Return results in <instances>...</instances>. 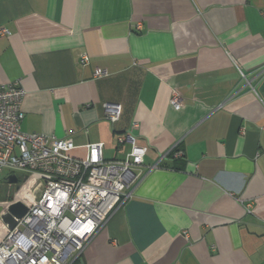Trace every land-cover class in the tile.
Segmentation results:
<instances>
[{"label":"crops","instance_id":"obj_1","mask_svg":"<svg viewBox=\"0 0 264 264\" xmlns=\"http://www.w3.org/2000/svg\"><path fill=\"white\" fill-rule=\"evenodd\" d=\"M3 29L0 83L25 92L23 132L81 158L88 143L124 158L125 134L148 148L72 264H264V0H0Z\"/></svg>","mask_w":264,"mask_h":264},{"label":"built area","instance_id":"obj_2","mask_svg":"<svg viewBox=\"0 0 264 264\" xmlns=\"http://www.w3.org/2000/svg\"><path fill=\"white\" fill-rule=\"evenodd\" d=\"M0 35L10 33L3 29ZM80 64L87 66L89 57L83 55ZM95 76L108 73L97 69ZM24 98L18 82L0 83V174L27 177L14 198L0 201V264H72L130 196L148 148L125 134L117 141L131 149L122 159L106 160L104 143L86 144L85 156L77 157L73 152L78 147L67 139L22 131ZM170 103L177 110L184 106L178 90H173ZM107 110L111 123L121 119L120 105H107ZM18 202L28 211L11 230L2 217Z\"/></svg>","mask_w":264,"mask_h":264},{"label":"water","instance_id":"obj_3","mask_svg":"<svg viewBox=\"0 0 264 264\" xmlns=\"http://www.w3.org/2000/svg\"><path fill=\"white\" fill-rule=\"evenodd\" d=\"M27 177H24L23 182L18 186V190L22 187V184L25 183ZM9 184H18L19 179L11 175L7 179ZM28 208L23 203H16L9 207L8 211L3 215L2 220L6 224L9 229H14L17 225L18 221L23 218V216L27 213Z\"/></svg>","mask_w":264,"mask_h":264},{"label":"rangeland","instance_id":"obj_4","mask_svg":"<svg viewBox=\"0 0 264 264\" xmlns=\"http://www.w3.org/2000/svg\"><path fill=\"white\" fill-rule=\"evenodd\" d=\"M10 176L9 171H4L0 174V201H8L18 193V186L23 182L24 175L18 174L19 183L18 184H9L7 179Z\"/></svg>","mask_w":264,"mask_h":264}]
</instances>
